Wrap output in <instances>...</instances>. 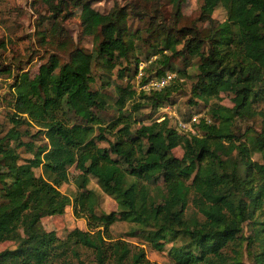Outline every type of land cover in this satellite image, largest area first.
I'll use <instances>...</instances> for the list:
<instances>
[{"label":"trees","instance_id":"1","mask_svg":"<svg viewBox=\"0 0 264 264\" xmlns=\"http://www.w3.org/2000/svg\"><path fill=\"white\" fill-rule=\"evenodd\" d=\"M184 1L115 3L106 13L94 9L93 0L33 1L49 11L37 28L52 19L47 31L36 32L40 45L53 46L61 56L52 52L33 76L23 68L13 75L10 68L1 69L12 77L13 112L12 127L0 135V244L13 240L15 246L0 250V264H75L81 262L79 248L91 252L94 264H156L142 248L112 236L111 226L119 220L132 224L131 235L142 234L157 251L182 237L183 244L169 249L173 264H240L236 246L242 241L254 264H264V127L235 130L236 118L264 115L256 111V104L264 103V0H202L198 17L176 27L166 19L165 6L174 19ZM219 6L226 12L224 21L200 28L197 22L207 21ZM77 7L80 35L92 37V51L78 46L64 25ZM130 16L149 18L145 40L162 53L199 58L194 96L228 93L233 105L212 108V122L200 120L196 133L178 132L167 118L140 122L132 130L122 110L137 90L127 84L117 87L119 115L106 124L100 116L106 100L99 88H91L93 64L100 60L112 69L128 58L135 36ZM5 47L0 40V50ZM163 57L161 63H167ZM127 70L119 68L118 77ZM163 73L160 69L156 76ZM174 89L154 91L153 108L167 105ZM21 125L36 131H20ZM25 135L43 142L24 141ZM101 141L107 146H99ZM178 146L180 158L172 154ZM20 148L30 157L21 158ZM254 153L261 162L252 159ZM74 164L80 173L68 195L61 187ZM91 177L116 201V210L97 211L99 196L88 187ZM159 179L161 187L150 186ZM69 203L85 229L74 228L60 238L41 226L43 217L62 215ZM188 206L192 211L186 214Z\"/></svg>","mask_w":264,"mask_h":264},{"label":"rangeland","instance_id":"2","mask_svg":"<svg viewBox=\"0 0 264 264\" xmlns=\"http://www.w3.org/2000/svg\"><path fill=\"white\" fill-rule=\"evenodd\" d=\"M34 0H0V40H3L6 47L0 50V135L3 136L11 127L10 117L12 115V109L9 106L11 100V90L9 85L12 83V77H9L8 73L1 69L6 67L10 68L11 74H15L19 71V68H23L24 71H28L30 76L37 73L41 64L45 63L48 56L53 52L59 54L54 50L53 46H41L39 38L36 34L37 30L47 31L51 25L52 19H46L40 27H36V22L39 21L40 16H48L49 11L47 8ZM142 0H93L92 6L99 12L106 13L115 4L124 5L127 2ZM202 0H185L181 5V12L177 18H171L170 6H165V16L168 21H173L174 26L179 27L184 24L191 23L199 15V9ZM80 7L72 8V16L64 23L73 41L81 48L92 51L94 44L92 37H86L80 35ZM226 18L225 10L219 6L214 11L212 17L205 22H197L200 28L211 27L224 21ZM129 29L131 33H135L133 39V49L129 52L128 58L122 60L121 63H117L114 68L107 69L102 66L101 61L97 60L93 64V75L96 79L92 89L99 88L102 91L103 97L106 100V109L100 112V116L107 124L115 120L119 115V109L115 104L117 99V87L126 86L131 84L135 86L137 95L134 99L128 101L122 110L127 118L132 123V130L139 126L140 122L143 124H150L152 121L162 120L164 115L169 125L176 129L178 122L191 123V128L194 133L197 132V124L200 120L206 122H212L210 116V110L217 106L231 107L233 105L231 101V94L220 93L217 97L205 98L196 97L192 93V85L196 81V75L198 73L199 58L196 56H175L173 57L170 52L160 51L159 46L152 41L145 40V28L149 24L148 17H134L130 16L128 20ZM180 48V46H178ZM61 56V55H60ZM167 57V63H161L164 57ZM65 59L62 57V61ZM136 60L147 61L145 72L142 79L133 75L135 69ZM127 67L125 76L118 77V69ZM164 70V73L170 74L172 77L170 83L167 86H174V91L169 97L167 105H163L164 109L153 108L151 98L153 96L152 90L140 91L137 89V82L141 80V83H145L152 77L156 76L157 71ZM146 73V74H145ZM127 74V75H126ZM166 86V87H167ZM142 93V94H140ZM166 110V111H165ZM262 111L264 113V103L258 102L256 104V111ZM71 120L76 121L75 117L69 115ZM248 127H253L255 130H260L264 127V115H256L249 118H236L235 130L237 134H241ZM178 128V127H177ZM29 130L31 134L35 133L36 128L26 125H21L18 130ZM179 132H183L179 130ZM191 132V131H190ZM108 138H112L107 135ZM24 141H33L36 144H41L43 140L40 138H31L30 136H23ZM99 146H107L106 142H97ZM21 158H29L30 154L23 151L22 148L18 150ZM172 154L176 157H182L183 149L178 146L172 150ZM252 159L261 162V158L258 153L252 155ZM36 174L40 171L35 170ZM80 173L79 168L74 164L68 169L69 182L61 187V191L72 195L75 191V181ZM162 180L159 179L155 184H151V187H161ZM88 187L93 189L99 196L98 212H110L117 208L116 201L103 193L96 183V180L92 177ZM192 211L188 206L186 214ZM199 217V216H198ZM41 226L47 231H55L60 238H64L69 231L74 228L85 229V221L80 218H76L72 213L71 203L65 208V212L60 216L43 217L40 222ZM132 224L126 221H116L111 226V234L115 239H122L133 246H137L144 250L146 258L156 264H173L169 257V249L175 245L183 244L182 237L175 241L168 242L162 251L154 250L148 242L145 241L142 234L131 235ZM249 224L244 225L243 236L249 234ZM22 238L25 237V232L20 230ZM15 246L13 240L5 241L0 244V250L12 249ZM240 253V264H254L251 256L250 248L247 242L242 241L239 246H236ZM254 249V247L252 248ZM229 251V250H228ZM81 255V262L74 261L75 264H94L93 256L90 251L79 248Z\"/></svg>","mask_w":264,"mask_h":264},{"label":"built area","instance_id":"3","mask_svg":"<svg viewBox=\"0 0 264 264\" xmlns=\"http://www.w3.org/2000/svg\"><path fill=\"white\" fill-rule=\"evenodd\" d=\"M147 62L140 61L138 63V73L137 76L142 79L144 75V68L146 67ZM173 76H171L168 73L162 74L161 76L152 77L149 80H146L145 83H141V80L137 82V89L140 91L143 90H152V91H160L163 88H165L171 81ZM161 109H164V107H161ZM166 111V110H165ZM162 118H166L164 115ZM178 127V128H177ZM176 127V130L179 132V130H182L183 132H193L191 128V123H182L178 122Z\"/></svg>","mask_w":264,"mask_h":264}]
</instances>
